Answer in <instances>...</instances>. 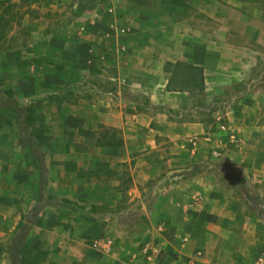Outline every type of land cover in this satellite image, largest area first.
I'll return each instance as SVG.
<instances>
[{"label":"crops","instance_id":"crops-1","mask_svg":"<svg viewBox=\"0 0 264 264\" xmlns=\"http://www.w3.org/2000/svg\"><path fill=\"white\" fill-rule=\"evenodd\" d=\"M15 1L12 12L28 16L31 7L34 16L16 21L5 38L13 36L19 48H29L22 58H36L18 69V79L24 82L30 72L38 81H49V91H70L79 103L92 102L103 128L117 136L112 151L97 156L111 171L92 173L112 181L99 203L119 206L127 193V205L104 217L107 226L101 233L83 208L51 201L30 224L40 195L27 211L19 208H24L31 181L38 184L39 171L3 165L0 231L13 225L18 235L27 219L23 243L32 230L36 237L41 230L49 232L48 247L32 249L33 264H127V254L131 258L144 240L158 244L164 259H186L200 250L201 264H251L264 256V201L259 204L255 197L264 200V0H111L118 4L84 12L88 21L77 31L78 42L67 37L73 34L71 26L61 28L52 18L50 12L61 10L57 5ZM25 22L44 24L35 29L40 37L25 39ZM58 31L65 37H56ZM178 62L201 67L198 80L193 73L184 80L189 70L176 69ZM6 73L1 67L0 78ZM90 93L97 98L90 99ZM7 97L1 93L0 102ZM36 110L41 120L36 127L45 126L39 105ZM229 133L237 136L235 149L227 144L234 143ZM7 143L2 145L8 148ZM65 161L68 167L67 156ZM123 165L126 190L120 178ZM236 173L240 178L235 180ZM47 208L56 217L41 222ZM58 212L64 215L57 217Z\"/></svg>","mask_w":264,"mask_h":264},{"label":"rangeland","instance_id":"rangeland-1","mask_svg":"<svg viewBox=\"0 0 264 264\" xmlns=\"http://www.w3.org/2000/svg\"><path fill=\"white\" fill-rule=\"evenodd\" d=\"M16 2L15 0H0V7L3 10L0 14V42L2 39L5 40L0 43V61L1 59L4 61L0 64V68L2 67L7 71L3 76L5 78H0V96L1 93L8 96L7 100H4L3 103L0 102V121L2 122L0 124V149L3 150L0 151V168L3 165L8 167V164H10L9 168H13V170L26 169L32 172L35 169L39 171L38 184L36 179L31 181L24 193L27 198L23 201L24 208H19V211H27L31 202L36 200L41 193H46V195L48 193L56 194L60 198H69L77 203H82L83 210L81 211L94 216V224L97 226L96 232L101 233L107 226V222L103 220L104 217L107 214L111 215L117 210L124 209L127 205V193H123L122 203L119 206L108 207L104 203H99L100 199L107 196L108 192L105 187H110L112 181L103 178L100 181L98 177L92 176V173L100 170L111 171L112 168L107 161L99 160L97 156H103L104 153L112 151V142L117 137L116 132L112 128H103L98 113L92 109V102L90 106L85 105L84 102L79 103L80 97L74 98V93L73 95L68 93L70 91H49V85L52 84L49 81H38L30 72L26 74L27 78L24 82L18 79V69H22L23 66H31L36 58L34 56L22 58V51L29 52V48H19L18 43H13V36L5 38L6 34L11 35L16 21L18 23L22 22L23 18L30 21L34 16V13L30 10L31 7L26 10V12H30L28 16L26 13L16 14L12 12V7ZM24 2L27 5L34 3L45 6L50 5V7L57 5V8L61 10L50 12V14H53V19L60 21L61 28L65 24L71 26L70 30H73V34L70 36L67 34V37L74 42L79 41L77 31L82 25H86L88 21L87 17H83L84 12L102 7L106 8L109 6L108 4H111V6L114 3L118 4L111 0H25ZM45 14L49 15V12H45ZM57 20H54V26L58 23ZM30 24L29 26L28 22L24 23L23 35L25 39L33 41L34 36L40 37L41 34L36 31L42 28L44 24ZM46 29L49 28L44 27L43 31ZM53 29L54 27L51 32ZM55 36L63 38L65 34L63 31H58ZM61 68L63 67L59 66L58 70H62ZM91 71L98 73L99 70L91 69ZM59 75L61 74L58 73L57 76ZM107 81L105 82L106 86L113 88L111 82ZM39 89L43 90L40 91ZM22 92L35 93L26 96L20 95ZM89 96L90 99L97 98L95 93H90ZM38 105L42 109L40 117L44 119L45 126L36 127L37 121H41L36 110ZM80 110H83V112H80ZM80 113L83 114L82 118ZM3 121H5L4 125ZM49 121H56V124L49 126ZM34 124L35 126H33ZM13 131H16L17 134H14ZM66 136L69 137L68 142L65 140ZM5 141L9 142L7 143L8 148L2 145ZM227 144L232 149L239 146V143L228 142ZM81 154L86 156L81 158ZM65 156L71 162L68 163V167L65 164ZM6 157L9 158L8 161L10 160L8 163H6ZM125 168V165H123L120 170L124 190H126L129 183ZM66 170L67 172H65ZM82 171L86 173L85 176L80 175ZM51 173H54L55 176ZM236 175L235 180L240 178L239 173H236ZM101 189L103 192L100 191ZM255 197H257L259 204L264 201L256 194ZM3 210L16 211L15 208H5ZM63 215L58 212L57 217ZM135 215L138 218L141 217L143 221V215L140 211H136ZM52 217H56V211L53 208H47L45 214L41 216V222L47 223ZM28 221L26 219L25 226L28 225ZM12 226L9 231H0V264H22L23 257L26 258L24 261L26 264L32 263L34 254L32 249L48 247L50 244L49 232L42 233L43 230H41V234L38 233L39 237H36L32 230L25 235L24 243L18 244L16 235L19 230L16 226L14 228ZM45 226H41V228L45 229ZM126 261L127 264H133L130 254H127ZM42 264L53 263L45 261Z\"/></svg>","mask_w":264,"mask_h":264},{"label":"built area","instance_id":"built-area-1","mask_svg":"<svg viewBox=\"0 0 264 264\" xmlns=\"http://www.w3.org/2000/svg\"><path fill=\"white\" fill-rule=\"evenodd\" d=\"M220 127L226 129V124H219ZM229 139L236 143L237 136L234 133H229ZM213 155L218 156L217 149L213 150ZM187 238H183V242H186ZM161 247L150 241L144 240L139 245L137 251L131 255V261L133 264H201L203 259V253L200 250L194 251L188 258L183 259L180 256H175L170 259H164L160 256ZM251 264H264V256L258 255L254 257V261Z\"/></svg>","mask_w":264,"mask_h":264},{"label":"trees","instance_id":"trees-1","mask_svg":"<svg viewBox=\"0 0 264 264\" xmlns=\"http://www.w3.org/2000/svg\"><path fill=\"white\" fill-rule=\"evenodd\" d=\"M180 67L186 68L189 70V73L187 74H182L184 75V77H186L184 80H187L188 74H192L195 75L193 77V80L195 81L196 79L198 80V74L201 72V67L198 66H194L192 64H188V63H181L178 62L176 69H179ZM182 75H180L182 77ZM196 80V81H197ZM201 81H202V77H201ZM52 202V204L55 205H59V206H63V207H76V208H83L82 205H79L77 202L72 201L70 199H66V198H59L54 196L52 193H48L46 195V193L40 195L39 199L36 201V203L33 205L32 209H31V213H30V224L34 223V221L39 217V215L42 213L43 207L48 204L49 202ZM30 226V225H29ZM28 225L24 226V228L21 230V232L17 235L16 239L18 240V244H22L23 243V233H25V231L27 230ZM26 260V258L24 257V261ZM22 259V264H26ZM29 264H33V263H29Z\"/></svg>","mask_w":264,"mask_h":264}]
</instances>
